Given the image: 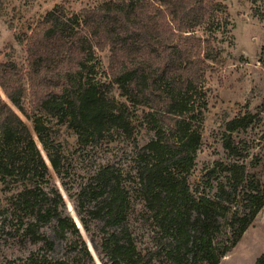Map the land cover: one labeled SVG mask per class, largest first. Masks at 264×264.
I'll list each match as a JSON object with an SVG mask.
<instances>
[{
	"label": "trees",
	"instance_id": "16d2710c",
	"mask_svg": "<svg viewBox=\"0 0 264 264\" xmlns=\"http://www.w3.org/2000/svg\"><path fill=\"white\" fill-rule=\"evenodd\" d=\"M213 8L208 0H106L70 15L57 6L47 13L40 38L30 46L33 73L44 76L41 83L49 88L33 114L24 107V86L15 84L11 76L16 65L0 62L1 86L13 107L31 121L60 176L63 149L53 135L55 125L70 130L81 148L131 138L137 122L154 133L136 150L130 184L114 165H105L80 187L78 208L88 218L82 219L84 226L89 229L95 221L106 231L96 245L105 255V264H157L159 260L221 264L264 207V184L245 164H222L221 171L209 168V189L219 172L228 174L213 196L190 184L202 142L207 95L201 85L205 76L193 51L181 44L180 33L175 32H193L213 16ZM164 10L175 14V29L167 23ZM180 13L196 18L187 23ZM100 48L110 49L107 70L97 55ZM13 107L0 97V182L25 183L11 206L28 212L27 234L54 222L59 237L75 235L83 252L91 256L74 221L60 210L61 196L46 192L49 166L31 128ZM245 126L243 119H236L228 128ZM133 200L161 235L154 250L138 249L131 238L127 219ZM228 213L231 236L229 241H219L221 218ZM35 236L37 241L44 238ZM256 264H264V254Z\"/></svg>",
	"mask_w": 264,
	"mask_h": 264
},
{
	"label": "rangeland",
	"instance_id": "374dc122",
	"mask_svg": "<svg viewBox=\"0 0 264 264\" xmlns=\"http://www.w3.org/2000/svg\"><path fill=\"white\" fill-rule=\"evenodd\" d=\"M105 1L0 0V62L16 65L11 76L15 84L24 86L23 102L28 113L37 111L39 99L49 89L41 83L44 76L34 75L30 53L31 44L40 38L44 29L47 13L60 6L70 15L79 14L85 9L99 7ZM208 1H212L214 8L213 16H208L206 23L194 27L193 32L175 33H180L181 44L193 51L197 68L205 76L201 85L207 95L202 142L190 184L194 188L200 186L201 192L213 196L218 182L222 179L225 181L224 177L228 174L223 173L221 176L219 172L212 179L214 187L209 189L206 173L209 168L221 171L222 164H245L257 182L264 184V0ZM164 12L167 23L175 29V14L167 10ZM179 17L187 23L196 18L193 14L185 17L183 13ZM100 44L103 45L102 42ZM97 55L103 69L107 70L110 49H97ZM207 55H210V60ZM0 97L13 107L1 83ZM13 108L31 128L49 166L46 192L51 193V197L53 193L61 196L63 205L60 210L74 221L91 256L83 252L82 243L75 235L59 237L54 222L27 234L24 223L28 212L17 205L11 206L14 196L24 189L25 183L9 180L7 184L0 182V264H105V255L96 245L100 244L106 231L101 230L102 226L95 221L90 222L89 229L84 226L82 219L86 215L80 212L77 201L80 187L105 165H114L116 170L125 174L128 180L126 184H130L135 172L136 150L150 141L154 133L137 122L135 125L138 128L131 138L119 137L116 141L81 148L70 130L55 125L53 135L63 149L64 173L60 176L53 169L31 121ZM236 119H243L246 126L230 131L228 125ZM227 139L231 140V149L225 144ZM140 209L141 204L133 200L127 219L131 238L138 249L154 250L161 243V235H158L153 222L140 213ZM230 220L231 214L222 216L219 241H229ZM36 234L44 238L37 241ZM263 254L264 207L236 247L220 262L256 264ZM157 264L169 263L159 260Z\"/></svg>",
	"mask_w": 264,
	"mask_h": 264
}]
</instances>
